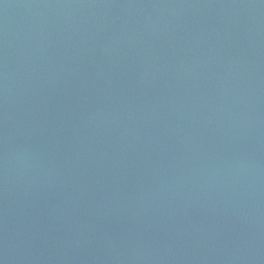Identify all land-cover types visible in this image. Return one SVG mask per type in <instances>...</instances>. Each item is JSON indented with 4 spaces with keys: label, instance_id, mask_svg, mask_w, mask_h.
<instances>
[{
    "label": "water",
    "instance_id": "95a60500",
    "mask_svg": "<svg viewBox=\"0 0 264 264\" xmlns=\"http://www.w3.org/2000/svg\"><path fill=\"white\" fill-rule=\"evenodd\" d=\"M0 264H264V0H0Z\"/></svg>",
    "mask_w": 264,
    "mask_h": 264
}]
</instances>
